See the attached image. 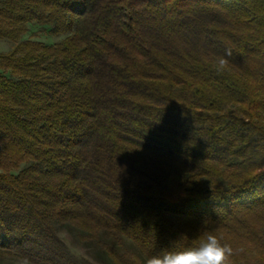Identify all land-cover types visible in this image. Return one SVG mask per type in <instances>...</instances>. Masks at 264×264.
I'll return each mask as SVG.
<instances>
[{"label":"trees","instance_id":"obj_1","mask_svg":"<svg viewBox=\"0 0 264 264\" xmlns=\"http://www.w3.org/2000/svg\"><path fill=\"white\" fill-rule=\"evenodd\" d=\"M0 39V260L83 264L58 222L264 264V0H0Z\"/></svg>","mask_w":264,"mask_h":264},{"label":"rangeland","instance_id":"obj_2","mask_svg":"<svg viewBox=\"0 0 264 264\" xmlns=\"http://www.w3.org/2000/svg\"><path fill=\"white\" fill-rule=\"evenodd\" d=\"M51 28L48 26H41L37 24H30L28 26L27 34L21 41L40 42L47 46H52L63 42L68 35L53 37ZM16 42L5 39H0V53L7 54L11 52ZM1 153V148H0ZM29 165H20L19 171H14L13 174H18L21 170L28 168ZM55 229L60 240L65 244L69 252L83 264H117L110 256V251H130L136 254L142 264H149L146 257L142 254L140 249L129 239L123 236H114L107 232H101L98 239L88 240L87 233L83 232L70 224H60L56 222ZM0 264H29L22 262L15 258H4L0 260Z\"/></svg>","mask_w":264,"mask_h":264}]
</instances>
